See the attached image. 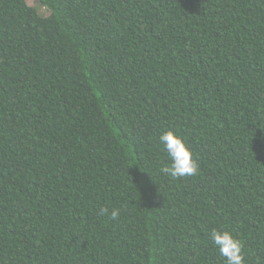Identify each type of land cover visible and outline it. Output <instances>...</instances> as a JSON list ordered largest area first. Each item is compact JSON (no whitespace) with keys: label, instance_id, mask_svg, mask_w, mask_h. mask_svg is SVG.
Instances as JSON below:
<instances>
[{"label":"trees","instance_id":"obj_1","mask_svg":"<svg viewBox=\"0 0 264 264\" xmlns=\"http://www.w3.org/2000/svg\"><path fill=\"white\" fill-rule=\"evenodd\" d=\"M213 229L264 264V0H0V264H226Z\"/></svg>","mask_w":264,"mask_h":264},{"label":"clouds","instance_id":"obj_2","mask_svg":"<svg viewBox=\"0 0 264 264\" xmlns=\"http://www.w3.org/2000/svg\"><path fill=\"white\" fill-rule=\"evenodd\" d=\"M159 143L171 161L170 166L161 169L163 173L173 178L192 177L197 174L199 166L181 136L173 131H166L160 135ZM99 214H108L112 220H116L120 211L113 209L109 214L108 209L102 208ZM210 235L213 245L219 250L226 264H244L242 244L230 231L213 229Z\"/></svg>","mask_w":264,"mask_h":264},{"label":"rangeland","instance_id":"obj_3","mask_svg":"<svg viewBox=\"0 0 264 264\" xmlns=\"http://www.w3.org/2000/svg\"><path fill=\"white\" fill-rule=\"evenodd\" d=\"M28 4L32 7H36L37 6V0H28ZM43 11H46V10L43 9Z\"/></svg>","mask_w":264,"mask_h":264}]
</instances>
